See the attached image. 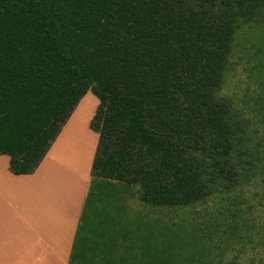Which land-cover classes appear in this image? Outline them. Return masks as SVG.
I'll use <instances>...</instances> for the list:
<instances>
[{"label":"trees","instance_id":"16d2710c","mask_svg":"<svg viewBox=\"0 0 264 264\" xmlns=\"http://www.w3.org/2000/svg\"><path fill=\"white\" fill-rule=\"evenodd\" d=\"M254 25L264 29V0H0V152L15 173L37 167L89 90L100 99L70 264L123 263L112 241L93 252L101 242L84 231L87 207L122 194L104 187L173 215L217 194L264 192V85L246 108L222 93L237 35ZM174 223L147 212L144 225L132 221L139 243L125 262L209 264L207 229ZM238 229H225L228 241L244 238Z\"/></svg>","mask_w":264,"mask_h":264},{"label":"crops","instance_id":"0c3cea01","mask_svg":"<svg viewBox=\"0 0 264 264\" xmlns=\"http://www.w3.org/2000/svg\"><path fill=\"white\" fill-rule=\"evenodd\" d=\"M72 115L32 172L15 173L11 156L0 152V264H70L73 243L90 193L91 169L99 140H89L85 148L89 150L86 170L79 175L73 172L68 175L63 165L64 144L60 140ZM104 188L103 191L109 192L122 189V194L107 195L105 200L87 207L84 231L101 242L93 252L106 255L107 247L103 242L112 241L124 257L122 264H128L125 256L131 255L130 242L139 243L140 236L139 232H132V221L135 225L145 224L147 205L131 195L130 190L125 191L127 187ZM222 212L217 210L215 217L222 218ZM223 229L215 225L202 234L204 243H209L207 247L212 250L206 257L209 264L236 262L235 255L231 260L221 256V243L227 238L223 236ZM260 257L253 256L247 263L258 264Z\"/></svg>","mask_w":264,"mask_h":264},{"label":"rangeland","instance_id":"374dc122","mask_svg":"<svg viewBox=\"0 0 264 264\" xmlns=\"http://www.w3.org/2000/svg\"><path fill=\"white\" fill-rule=\"evenodd\" d=\"M262 28L261 25H254L246 26L240 30L235 40L234 54L231 56L226 70L222 93L230 97L239 107L249 106L245 101L255 95L261 85H264L262 83L264 67L261 69V74L255 66L257 57H262L264 61V29ZM262 60L259 62L262 63ZM99 103V97L89 90L67 122L68 125L60 142L64 144L63 165H65L68 175L72 172L74 175H79L86 170L89 150L87 151L85 148L89 145V140L92 142L95 138H99L97 131L91 127V120ZM231 195H238L244 199H239L237 202L231 199L220 200L221 197L217 194L193 206L184 209L181 207L174 215L167 211L168 207L148 205L146 207L147 217L151 221L157 220L161 225L165 221H175L176 227H192L196 233H200L197 230L200 226L211 229L215 223L221 224L224 228V238L230 235L225 229L231 226L227 228L230 231L232 226L238 223L241 229H238L236 235L244 233V238L237 236L233 238V241H228L225 238L226 243L225 241L221 243V246L223 245L222 252L229 260L235 255V264L250 263V260L256 255L264 259V192H243ZM156 208L158 211L155 210ZM236 209L238 211H232ZM217 210L224 211L222 218L215 217ZM230 211L236 215L230 216Z\"/></svg>","mask_w":264,"mask_h":264}]
</instances>
